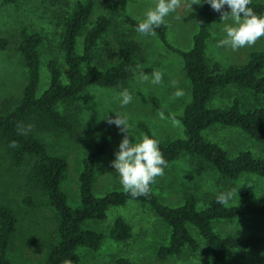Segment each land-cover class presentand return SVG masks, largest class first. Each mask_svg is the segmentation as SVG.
<instances>
[{"label":"trees","instance_id":"16d2710c","mask_svg":"<svg viewBox=\"0 0 264 264\" xmlns=\"http://www.w3.org/2000/svg\"><path fill=\"white\" fill-rule=\"evenodd\" d=\"M2 1L14 3L17 0ZM200 2L201 8L190 13L197 26L190 50H180L168 42L166 24L155 29V36L182 57L183 71L190 82V100L182 114L176 116L182 124L183 135L161 142L147 125H138L145 135L159 141V149L168 166L186 155L193 165L215 168L218 193L206 192L202 204L193 193L185 192L182 204L171 207L155 195L153 184L147 196L134 198L123 189L96 196V159L105 152L108 143L102 139L82 159L77 177L78 202L71 205L61 187L68 170L67 160L50 153L39 137V133H66L74 141L81 142L78 95L92 86L126 88L142 52L133 36L142 21L126 13L125 0H102L103 12L93 20L96 0H74L67 10L57 13L56 49L46 62L47 85L40 93V46L44 37L38 30H21L18 50L24 60L27 81L19 99L5 98L1 102L0 143L14 166H21L27 157L31 158L24 178L25 187L43 191L47 204L55 212L54 237L44 264H63L65 260L80 264L78 249L98 250L106 236L118 242L127 241L132 230L121 216L115 218L107 231L98 230L91 224L104 220L110 207L124 205L130 200L147 205L169 226V238L157 250L160 258L179 256L184 250L198 251L201 244L192 230L198 232L208 253L218 262L226 261L233 252L264 249V239L259 235H223L213 224L240 216L264 221V189L255 196L239 188L234 200L230 199L227 205L216 200L220 193L232 192L234 184L243 175L264 177V156L249 150H238L232 156L203 135L204 130L215 124L236 127L264 148V51H249L242 64L222 67L217 62L209 63L206 44L212 24L220 13L206 0ZM248 6L258 16H264V0H251ZM224 11H230L227 5ZM7 44V39L0 38V50ZM218 95L227 97V103L212 106L211 102ZM150 103L167 114L155 97H150ZM28 125H32L31 130L21 134V126L27 129ZM13 141L17 144L15 148L10 147ZM22 202L32 206L35 200L25 196ZM16 225L14 210L0 203V264H16L8 256ZM113 264L133 263L120 257Z\"/></svg>","mask_w":264,"mask_h":264},{"label":"rangeland","instance_id":"374dc122","mask_svg":"<svg viewBox=\"0 0 264 264\" xmlns=\"http://www.w3.org/2000/svg\"><path fill=\"white\" fill-rule=\"evenodd\" d=\"M74 0H17L6 3L0 0V38L8 40L6 48L0 50V108L5 98L19 99L27 81L24 60L18 50L21 30H38L44 37L40 46L41 80L38 93L47 85L46 62L56 49L59 27L56 15L65 11ZM102 0H96L94 17L103 12ZM126 13L143 21L148 9L153 8L157 0H125ZM201 4H193L192 11L184 6L166 17V38L176 48L188 51L192 47L193 36L197 32L191 12L198 11ZM179 15L182 20L175 17ZM228 24H232L229 20ZM224 23L220 17L212 24L211 35L206 44V57L209 63L217 62L222 67L230 64H242L251 50L264 51V37L254 46L240 48L236 51L227 47H217L225 38ZM141 47V54L125 89L132 94V101L121 106L118 94L123 90L111 87L92 86L77 97L81 107L79 124L83 139L74 141L66 133L53 135L39 133V137L53 154L64 156L68 163L65 179L61 183L67 194L68 202H78L77 177L81 170L82 159L92 152L102 139L107 140L105 152L96 159V181L94 194L102 196L113 189H123L120 177L111 162L119 151V144L125 133L115 125L107 123L106 117L115 118L118 114L126 117L129 125L128 138L132 143H139L145 136L139 123L148 126L150 131L161 141L168 142L183 135V127L176 116L182 114L183 108L190 100V82L183 71L182 57L167 48L156 36L133 34ZM79 46V45H78ZM137 64L142 71L149 74V81L138 79ZM160 70L163 81L159 85L150 83L151 72ZM172 81H177L174 87ZM177 88L184 90V96L174 98ZM155 97L164 113L155 109L150 97ZM227 97L216 96L212 106L225 105ZM163 114V116H161ZM179 121V124L174 123ZM205 138L218 143L232 156L238 150H249L255 155L264 156V148L242 130L215 124L203 131ZM31 164L27 157L21 166H14L3 151L0 143V203L10 206L17 218L16 230L12 235L9 258L16 264H44L45 254L52 244L56 215L47 204L43 191H32L25 187L24 178ZM218 172L211 165H193L186 155L164 169L163 177H157L153 183V192L159 200L171 207L182 204L185 192L193 193L202 204L206 192L218 193ZM232 200L236 190L246 189L258 196L264 189V177L246 174L234 184ZM25 196H31L35 203L27 206L22 202ZM234 203V201H232ZM123 218L132 230V236L125 242H118L106 236L98 250L79 248L80 264H113L117 258H128L133 264H264V249L233 252L224 262L216 261L201 240L198 232L192 230L193 236L200 242L201 248L196 252L184 250L179 256L160 258L158 248L165 244L170 235V228L147 205L130 200L121 206H112L107 210L104 220L93 222L94 228L107 231L116 217ZM215 230L223 235L246 236L256 234L264 239V221L240 216L231 221H215Z\"/></svg>","mask_w":264,"mask_h":264},{"label":"clouds","instance_id":"9594fccd","mask_svg":"<svg viewBox=\"0 0 264 264\" xmlns=\"http://www.w3.org/2000/svg\"><path fill=\"white\" fill-rule=\"evenodd\" d=\"M211 8L220 13V20L224 23L223 31L226 33L224 39L220 40L217 47H227L233 51L240 48L251 47L264 37V16H258L248 5L251 0H206ZM182 3L192 11L193 4H201L200 0H157L155 6L145 13V19L140 22L136 31L141 35H156V28L167 23L166 17L177 12ZM227 5L230 11H224ZM183 17L177 15L175 19L182 20ZM231 20L232 24L227 22ZM143 66L137 64L138 79L141 82L149 81V74H145ZM150 83L159 85L163 81V73L160 70L151 72ZM177 81H172L173 86ZM184 90L177 88L173 93L174 98L184 96ZM121 106H126L132 101V94L128 89H124L118 94ZM163 116V114H161ZM107 123L115 125L120 132L125 133L119 144V151L115 153V160L111 162L115 172L119 174L120 184L126 193L132 197L147 196L150 193V185L155 183L157 177H163L164 169L168 167L162 152L159 149V141L145 135L139 143H132L128 138V121L126 117L118 114L115 118L106 117ZM174 123L179 124V121ZM32 125L27 129L21 126V134L30 131ZM10 147H17L15 141ZM237 194V190H236ZM233 193H220L216 200L221 205H227ZM63 264H72L71 260L63 261Z\"/></svg>","mask_w":264,"mask_h":264}]
</instances>
